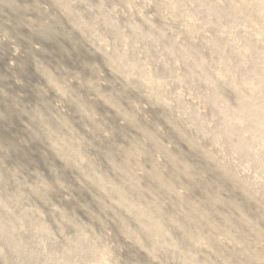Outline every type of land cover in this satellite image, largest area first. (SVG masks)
Returning a JSON list of instances; mask_svg holds the SVG:
<instances>
[{
  "label": "rangeland",
  "instance_id": "374dc122",
  "mask_svg": "<svg viewBox=\"0 0 264 264\" xmlns=\"http://www.w3.org/2000/svg\"><path fill=\"white\" fill-rule=\"evenodd\" d=\"M0 264H264V0H0Z\"/></svg>",
  "mask_w": 264,
  "mask_h": 264
}]
</instances>
